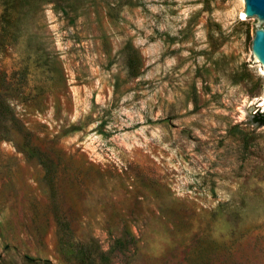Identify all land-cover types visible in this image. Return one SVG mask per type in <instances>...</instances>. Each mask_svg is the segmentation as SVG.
<instances>
[{"label": "rangeland", "instance_id": "374dc122", "mask_svg": "<svg viewBox=\"0 0 264 264\" xmlns=\"http://www.w3.org/2000/svg\"><path fill=\"white\" fill-rule=\"evenodd\" d=\"M243 10L0 0V264H264Z\"/></svg>", "mask_w": 264, "mask_h": 264}, {"label": "water", "instance_id": "95a60500", "mask_svg": "<svg viewBox=\"0 0 264 264\" xmlns=\"http://www.w3.org/2000/svg\"><path fill=\"white\" fill-rule=\"evenodd\" d=\"M243 16L246 21H257L259 26L254 30L251 41V53L256 66L264 69V0H243Z\"/></svg>", "mask_w": 264, "mask_h": 264}, {"label": "trees", "instance_id": "16d2710c", "mask_svg": "<svg viewBox=\"0 0 264 264\" xmlns=\"http://www.w3.org/2000/svg\"><path fill=\"white\" fill-rule=\"evenodd\" d=\"M253 122L258 126H264V112L256 111L252 116Z\"/></svg>", "mask_w": 264, "mask_h": 264}, {"label": "bare ground", "instance_id": "6f19581e", "mask_svg": "<svg viewBox=\"0 0 264 264\" xmlns=\"http://www.w3.org/2000/svg\"><path fill=\"white\" fill-rule=\"evenodd\" d=\"M242 18H244L243 14H242ZM262 106L264 107V103L262 104Z\"/></svg>", "mask_w": 264, "mask_h": 264}]
</instances>
